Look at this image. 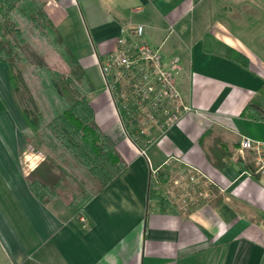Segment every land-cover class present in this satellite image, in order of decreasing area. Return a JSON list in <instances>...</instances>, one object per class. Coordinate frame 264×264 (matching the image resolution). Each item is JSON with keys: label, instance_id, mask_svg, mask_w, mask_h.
<instances>
[{"label": "crops", "instance_id": "0c3cea01", "mask_svg": "<svg viewBox=\"0 0 264 264\" xmlns=\"http://www.w3.org/2000/svg\"><path fill=\"white\" fill-rule=\"evenodd\" d=\"M45 2L127 169L80 214L69 208L78 196L71 185L40 201L27 181L28 125L0 62V264H264V176L246 167L249 155L232 154L242 138L264 142V121L241 115L264 83V0ZM138 24L164 59L180 58L176 83L192 108L151 138L146 155L119 122L98 64ZM185 166L212 182L210 199L192 205L168 193L178 192L169 183ZM153 170L167 184L159 190Z\"/></svg>", "mask_w": 264, "mask_h": 264}, {"label": "trees", "instance_id": "16d2710c", "mask_svg": "<svg viewBox=\"0 0 264 264\" xmlns=\"http://www.w3.org/2000/svg\"><path fill=\"white\" fill-rule=\"evenodd\" d=\"M26 28H32L55 50L69 68L67 73L31 48ZM235 54L236 59H244L242 54ZM0 62L9 66L10 85L18 107L38 146L47 150L43 152L45 158L27 175L31 191L48 203L57 196L60 185H71L78 196L69 208L80 214L91 199L126 171L127 162L97 124L88 100V77L41 0H0ZM241 115L264 121V83ZM130 138L142 147L134 136ZM246 167L255 173L253 164ZM151 187L154 190L152 184ZM151 195L165 203L159 193ZM21 264L35 263L26 259Z\"/></svg>", "mask_w": 264, "mask_h": 264}, {"label": "built area", "instance_id": "2783aa9c", "mask_svg": "<svg viewBox=\"0 0 264 264\" xmlns=\"http://www.w3.org/2000/svg\"><path fill=\"white\" fill-rule=\"evenodd\" d=\"M144 32V25L133 26L128 34L118 38L112 51L98 57V64L119 122L129 137L146 138L145 145L138 146L146 155V146L153 142L151 138L164 134L181 113L192 108L186 104L176 83L177 76L183 71L180 58L164 59L160 48L143 38ZM250 154L253 155L255 171L264 176V142L242 138L235 157L246 158ZM33 156L24 154L28 171L45 158L44 153L38 151ZM211 184L202 172L185 166L169 183L170 187H177L178 192L170 188L168 193L185 203L198 205L211 198ZM166 185L159 170H153V188L159 190Z\"/></svg>", "mask_w": 264, "mask_h": 264}, {"label": "rangeland", "instance_id": "374dc122", "mask_svg": "<svg viewBox=\"0 0 264 264\" xmlns=\"http://www.w3.org/2000/svg\"><path fill=\"white\" fill-rule=\"evenodd\" d=\"M44 3V9H45V0H41ZM23 27V26H22ZM27 29V28H26ZM27 33L30 35L31 38V48L39 53H43L46 56L47 61H49L52 66H54L56 69H58L59 71L65 72L67 73L69 68L66 66V64L63 62V60L59 57V55L55 52V50L49 46V44L43 42L35 33V31L32 28H28L27 29ZM33 78V76H31ZM33 83V81H32ZM34 92V91H33ZM14 93V91H13ZM14 96L16 97L15 93ZM28 125V124H27ZM28 136L26 137V144H25V151L27 153L28 156L34 157L33 155H36V150H40L42 152H47V150L44 147H40L37 144V139L35 134L33 133L31 127L28 125ZM148 139V138H147ZM150 139V138H149ZM139 140L141 141L142 138L140 137ZM241 143V142H240ZM240 147L239 146L233 151V155L235 156V153L237 151V149ZM46 155V153H44V156ZM251 158V162L252 164H254V160H253V155L250 154L249 155ZM35 159V158H34ZM33 159V160H34ZM36 161V159H35ZM29 163V162H28ZM255 165V164H254ZM155 190V188H154ZM78 192V191H77ZM78 194V193H77ZM157 194V193H156ZM155 194V195H156Z\"/></svg>", "mask_w": 264, "mask_h": 264}]
</instances>
